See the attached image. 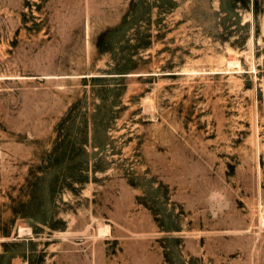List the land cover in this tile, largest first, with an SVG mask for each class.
Segmentation results:
<instances>
[{
	"label": "rangeland",
	"instance_id": "rangeland-1",
	"mask_svg": "<svg viewBox=\"0 0 264 264\" xmlns=\"http://www.w3.org/2000/svg\"><path fill=\"white\" fill-rule=\"evenodd\" d=\"M0 264H264V0H0Z\"/></svg>",
	"mask_w": 264,
	"mask_h": 264
}]
</instances>
